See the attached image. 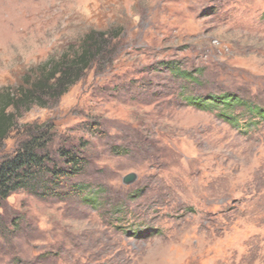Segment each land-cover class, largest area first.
<instances>
[{
	"label": "rangeland",
	"instance_id": "rangeland-1",
	"mask_svg": "<svg viewBox=\"0 0 264 264\" xmlns=\"http://www.w3.org/2000/svg\"><path fill=\"white\" fill-rule=\"evenodd\" d=\"M93 30L113 38L109 65L26 113L0 150L48 126L52 151L87 143V166L55 195L41 178L3 203L0 264H264V122L188 98L264 109V0H0V90ZM76 183L102 190L97 207Z\"/></svg>",
	"mask_w": 264,
	"mask_h": 264
},
{
	"label": "trees",
	"instance_id": "trees-1",
	"mask_svg": "<svg viewBox=\"0 0 264 264\" xmlns=\"http://www.w3.org/2000/svg\"><path fill=\"white\" fill-rule=\"evenodd\" d=\"M111 39L113 38L110 33L90 31L78 44L70 45L58 58L48 60L30 71L20 85L1 89L0 150L4 148L5 142L14 132H19V121L26 113L35 107L50 108L78 82L83 81L90 71L102 69L104 58L109 65L112 54L109 49ZM168 65L175 77L195 82L193 74L196 73L182 71L176 62H170ZM188 98L195 108L206 109L209 105L212 108L222 107L221 109L225 112L222 117L227 118L228 121L235 120L237 125L239 124L237 117L240 115H236L235 112L243 108L242 112L249 115L248 121H252L248 126V121L244 122L246 129L264 122V109L247 106L242 99L232 95L204 99ZM232 114L235 116H231ZM87 129L92 133L98 131L97 126L93 124H87ZM54 138L52 127L45 126L34 132L29 131L26 139L20 141L12 153L0 159V210L3 203L12 195L25 191L29 187L33 188L41 178L49 183L46 185L50 188L46 187L48 191L46 196H48L52 191H55L53 193L55 195L56 190L63 183L74 182L82 175L88 162L85 156L87 143L82 141L78 143V146L66 144L52 151L51 145ZM101 192V189L94 191L87 185L76 183L70 194H77L85 204L97 207ZM60 195V198H64L68 194ZM139 232H141L140 229L137 234H140Z\"/></svg>",
	"mask_w": 264,
	"mask_h": 264
},
{
	"label": "water",
	"instance_id": "water-1",
	"mask_svg": "<svg viewBox=\"0 0 264 264\" xmlns=\"http://www.w3.org/2000/svg\"><path fill=\"white\" fill-rule=\"evenodd\" d=\"M135 179H136V175L134 174L128 175L127 177L124 178V183L126 184L132 183L134 182Z\"/></svg>",
	"mask_w": 264,
	"mask_h": 264
}]
</instances>
